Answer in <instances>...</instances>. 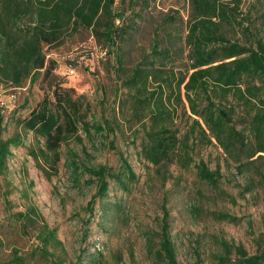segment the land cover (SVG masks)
I'll list each match as a JSON object with an SVG mask.
<instances>
[{
    "label": "trees",
    "instance_id": "1",
    "mask_svg": "<svg viewBox=\"0 0 264 264\" xmlns=\"http://www.w3.org/2000/svg\"><path fill=\"white\" fill-rule=\"evenodd\" d=\"M168 1L176 6L164 8ZM245 2L0 0V84L12 89L39 84L44 93L25 116L17 109L6 120L0 111V202L7 213L0 223V255L7 234L17 239H10L15 247L4 260L0 256V264H28L31 259L64 263L55 254L63 248L57 230L37 206L30 203L24 211L12 212L9 160L13 149L26 146L29 134L37 144L30 154L47 180L58 175L66 154L74 183L87 175V183L96 185L90 211L97 200L107 198L111 184L127 192L139 177L123 155L119 170L95 166L85 163L73 144L119 154V140L128 141L163 181L177 167L194 171L213 190L220 189V168L212 171L196 157L216 147L248 179L246 192L264 191V0ZM75 38L93 39L105 54L108 84L99 82L98 100L65 87L56 73L57 61L50 58ZM67 61L78 68V59ZM10 123L16 132L5 138ZM165 203L157 230L144 234L146 251L153 264H179ZM212 215L217 221L239 222L228 213ZM20 242L31 243L32 250L22 255ZM256 242L255 254L221 242L223 253L215 256L216 263L264 264V232Z\"/></svg>",
    "mask_w": 264,
    "mask_h": 264
},
{
    "label": "rangeland",
    "instance_id": "2",
    "mask_svg": "<svg viewBox=\"0 0 264 264\" xmlns=\"http://www.w3.org/2000/svg\"><path fill=\"white\" fill-rule=\"evenodd\" d=\"M163 4L164 8L176 6L169 1ZM80 48L91 51L92 55H79ZM104 55L93 39L75 38L52 51L50 58L57 61L56 73L64 78L65 87L98 100L102 97L99 82L108 84L102 68ZM77 59L78 68H71L67 60ZM43 95L39 84L31 88L27 84L23 89L0 84V111L5 112L6 120L17 109L25 116ZM26 101L29 104L22 109ZM15 132L10 123L4 137L9 138ZM25 143V147L12 150L9 160L7 178L14 189L10 197L12 212L24 211L30 203L38 207L63 243V248L55 251L56 257L64 260L63 264H153L147 255L144 234L157 230L164 202L170 212L171 234L179 264H217L215 256L223 253L221 242L241 245L249 254L257 251L256 240L264 232V191L257 188L246 192L248 179L239 174L223 151L216 147H208L196 157L197 161L203 159L212 171L220 168L223 175L220 189L213 190L201 184L194 171L185 172L177 167H171L163 181L152 166L137 158L136 150L128 141L119 140V154L96 150L88 143L87 150L73 144L71 148L85 163L95 166L108 165L119 170L123 155L139 177L127 192L111 184L107 198L97 200L90 211L87 206L97 189L95 184L87 183L89 177L83 175L81 183H74L65 165V154L58 175L47 180L30 154L31 148L37 147L34 136L29 134ZM85 153L90 157H85ZM196 207L200 208L199 213H194ZM213 213H228L239 222L217 221ZM6 218L0 202V223ZM6 237H3L6 248L1 259L7 258L15 247L10 239L17 242L13 233ZM17 247L22 255L32 250L31 243L27 242H20ZM28 264L56 263L31 259Z\"/></svg>",
    "mask_w": 264,
    "mask_h": 264
}]
</instances>
